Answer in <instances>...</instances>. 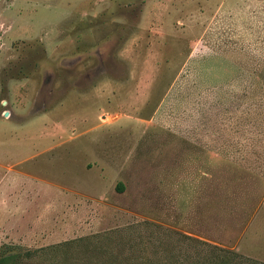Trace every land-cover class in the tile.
I'll use <instances>...</instances> for the list:
<instances>
[{"label":"rangeland","instance_id":"1","mask_svg":"<svg viewBox=\"0 0 264 264\" xmlns=\"http://www.w3.org/2000/svg\"><path fill=\"white\" fill-rule=\"evenodd\" d=\"M0 231V264H264V0H0Z\"/></svg>","mask_w":264,"mask_h":264},{"label":"crops","instance_id":"2","mask_svg":"<svg viewBox=\"0 0 264 264\" xmlns=\"http://www.w3.org/2000/svg\"><path fill=\"white\" fill-rule=\"evenodd\" d=\"M4 103V100L2 101ZM9 113V112H8ZM2 115V114H1ZM8 115V114H7ZM35 235V234H34ZM7 235H3V232L0 231V241H3Z\"/></svg>","mask_w":264,"mask_h":264},{"label":"water","instance_id":"3","mask_svg":"<svg viewBox=\"0 0 264 264\" xmlns=\"http://www.w3.org/2000/svg\"><path fill=\"white\" fill-rule=\"evenodd\" d=\"M7 114H8V111L7 110H4L3 113H2V116L5 117V116H7Z\"/></svg>","mask_w":264,"mask_h":264},{"label":"trees","instance_id":"4","mask_svg":"<svg viewBox=\"0 0 264 264\" xmlns=\"http://www.w3.org/2000/svg\"><path fill=\"white\" fill-rule=\"evenodd\" d=\"M209 264H227L225 262H215V263H209Z\"/></svg>","mask_w":264,"mask_h":264},{"label":"built area","instance_id":"5","mask_svg":"<svg viewBox=\"0 0 264 264\" xmlns=\"http://www.w3.org/2000/svg\"><path fill=\"white\" fill-rule=\"evenodd\" d=\"M4 110H2L1 114L3 113Z\"/></svg>","mask_w":264,"mask_h":264}]
</instances>
